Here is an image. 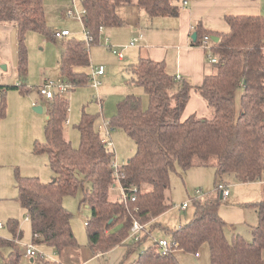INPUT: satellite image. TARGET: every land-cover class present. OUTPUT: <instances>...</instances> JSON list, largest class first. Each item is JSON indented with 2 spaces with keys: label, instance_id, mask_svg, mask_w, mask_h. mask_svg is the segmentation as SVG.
Instances as JSON below:
<instances>
[{
  "label": "trees",
  "instance_id": "trees-1",
  "mask_svg": "<svg viewBox=\"0 0 264 264\" xmlns=\"http://www.w3.org/2000/svg\"><path fill=\"white\" fill-rule=\"evenodd\" d=\"M182 0H84L83 26L87 39L68 38L60 60L63 79L72 88L88 83L89 74L81 68L90 66V47L101 36V27L120 26L125 20L118 8L136 5L150 17L177 15ZM230 29L219 34L208 33L196 26L194 45L203 35L218 37L211 51L218 61L214 74H207L196 90L207 101L210 116L195 114L182 119L183 111L194 87L190 80L179 79L167 72L165 63L141 57L132 65L131 84L145 89L149 106L143 109L142 97L129 93L118 104L110 125L122 127L136 142L137 150L123 165L121 184L136 200L119 202L110 198L116 178L112 172L115 152L94 127V118L84 113L79 124L80 147L76 148L65 135L69 100L56 93L49 100V117L44 126L46 140L34 142L35 153H46L53 170V180L43 183L37 177L20 178L19 198L27 209L36 243L52 246L59 256L66 249L78 253L79 243L71 225V213L63 205L66 195L84 188L82 203L91 208L86 222L92 254L105 253L114 247L128 246L126 255L139 251L134 264H181L175 251L198 253L208 243L212 264H264V197L255 203L259 223L253 228V241L240 234L226 236L227 223L219 214L222 195L192 198L193 216L172 231L167 250L159 242L144 246L148 226H154L172 204L167 190L170 174L176 164L183 169L214 166L217 177L234 173L239 181H264V16L227 15ZM15 27L17 31L19 70L28 72L27 33L52 32L47 24L44 0H0V29ZM55 32V31H54ZM53 32V37L54 36ZM0 85V118L5 116L4 89ZM244 89L240 111H237L238 89ZM7 88V87H6ZM137 187L136 192L130 188ZM135 221L145 225L139 240H128ZM15 238L18 222L10 221ZM130 241V242H129ZM0 264H19L16 240L0 236ZM44 261V260H43ZM43 264H63L45 261Z\"/></svg>",
  "mask_w": 264,
  "mask_h": 264
},
{
  "label": "rangeland",
  "instance_id": "rangeland-1",
  "mask_svg": "<svg viewBox=\"0 0 264 264\" xmlns=\"http://www.w3.org/2000/svg\"><path fill=\"white\" fill-rule=\"evenodd\" d=\"M44 3L47 24L52 34L48 37L44 33L32 30L27 33L25 45L28 72L26 74L20 73L19 70L16 28L0 29V85H6L4 89L5 116L0 118V223L4 225L0 228V236L17 241L20 252L19 264H43L45 261L61 259L52 246L36 243L33 240L32 223L27 209L19 198V181L20 178L28 177H37L43 183L53 180L54 173L48 155L34 152V142L44 143L46 140L44 126L48 119L50 100L40 94L39 87L48 81H54L52 89L58 93L60 82L67 81L63 79L60 71V60L64 52L63 43L71 37L87 39L79 17L67 15V10L70 8L74 9L78 15L82 13L83 5L80 0H77L75 5L70 0H44ZM146 20L150 22L149 16H146ZM153 20L156 22L158 19ZM63 29L70 31L68 38L53 37L54 31ZM107 40H110L108 44ZM139 41L137 40L138 43ZM127 43L123 35L112 39L108 36V31H104L99 40L90 47V66L81 68L89 74L90 80L86 84L71 87L63 93L69 100L68 122L65 124V130L72 145L76 148L80 147L81 135L78 126L84 113H88L94 118V127L101 137L112 142L113 147L110 148L115 152L114 159L116 158L120 166L128 162L136 153V142L122 127H114L110 124L103 126V120L110 123L117 114L119 102L129 93L142 97L143 109L149 106V96L145 93V89L140 85L131 84L134 76L128 58L130 49L124 48ZM110 44L116 50L123 49L124 60L120 61L113 49L109 47ZM99 65L104 66L106 75L103 78L99 77V84L95 86L93 72L94 67ZM243 92L242 87L237 91L238 112ZM35 106H42L43 112H37L34 109ZM170 180L167 197L172 206L156 218L157 223L154 226H148L145 232L150 231V233L146 237L144 246L162 239L169 240L172 231L193 216L192 198L218 196L219 182L225 183L230 191V195L222 199L219 207V214L227 223L226 236L231 239L234 234H240L247 242L253 241V228L259 223V213L255 203L264 197L263 182L239 181L234 173L217 177L214 166H194L183 169L178 164L171 171ZM119 197H121L120 190L112 188L110 198L121 202ZM83 198L84 188L82 187L74 194L63 198V205L71 213V225L79 248L83 250L81 257L92 253L86 228V222L91 218L92 211L87 204L82 203ZM184 202L189 204L186 210L180 208ZM10 221L18 222V229L23 233L20 239L14 237ZM31 243H34L37 251L44 255V258L26 255V246ZM122 247L118 245L109 251L121 257L124 250ZM11 250V247L6 246L0 251L2 255L7 256ZM138 254L139 251L135 250L125 256L121 264H134ZM175 254L181 264H212L208 243L201 245L197 255L183 249H177ZM78 256V253L66 249L62 258L69 262L71 259L75 261ZM107 257L101 256L96 260L103 261ZM81 259L72 264L79 261L83 263L84 260Z\"/></svg>",
  "mask_w": 264,
  "mask_h": 264
},
{
  "label": "crops",
  "instance_id": "crops-1",
  "mask_svg": "<svg viewBox=\"0 0 264 264\" xmlns=\"http://www.w3.org/2000/svg\"><path fill=\"white\" fill-rule=\"evenodd\" d=\"M180 4L177 15H158L154 17H150L145 10L136 5L121 6L118 8V13L125 20V23L120 26L106 27L101 34L108 31V36L112 39L123 35L125 40L128 41L127 44L132 39L139 37V43L136 42V45L127 47L130 49L128 58L131 65L136 64L141 57H149L155 61L164 62L167 72L171 75L179 79L190 80L193 83L195 88L191 90L190 99L182 114L184 120L193 114L205 117L211 113L207 101L196 90V87L203 83L207 74H214L216 68L215 63L210 59V55H213L211 49L201 44H193L192 35L197 30L196 26L201 24L211 34L228 32L230 27L225 19L227 15L264 16V0H182ZM146 16H149L150 22L146 20ZM153 19L158 20L155 22ZM107 41L108 44L110 40ZM109 47H111V44ZM105 75L104 72L100 78ZM47 115L49 117V114ZM109 124L108 121L103 120V126L106 127ZM65 135L68 138L66 130ZM260 182L264 183V181ZM20 231L18 229V233ZM120 246H123L124 249L121 257H118V254L113 251L98 254L90 252V254L81 257L83 250L80 249L78 250L79 256L75 261L71 259V261L66 262L62 256L59 257L63 264H72L77 262L79 258H82L81 260H84V262L79 261L76 264H86L88 262H91V264H121L128 246L124 244ZM105 255L108 256L105 260H96Z\"/></svg>",
  "mask_w": 264,
  "mask_h": 264
},
{
  "label": "built area",
  "instance_id": "built-area-1",
  "mask_svg": "<svg viewBox=\"0 0 264 264\" xmlns=\"http://www.w3.org/2000/svg\"><path fill=\"white\" fill-rule=\"evenodd\" d=\"M81 2H83L84 0H80ZM70 2L75 5L77 0H70ZM85 13V9L83 8V11L80 15H78L76 13V11L72 8L68 9L67 10V15L70 16V17H79V19L81 20L82 22V25H83V15ZM84 27V26H83ZM104 27H101V32L103 31ZM71 33L69 30L67 29H63V30H56L54 32V36L56 38H64V37H67L69 36ZM142 37V36H141ZM140 37V38H141ZM139 38H134L131 40V42L127 45L124 46V48H127V47H130V46H133V45H136V42ZM93 42V37H87V43L90 45L91 43ZM212 44H213V39L210 35H204L202 38H201V45L205 46L206 48H209L211 49L212 47ZM112 48V46H111ZM113 51L118 55V57L120 59H123L124 58V53H123V49L122 50H116L114 48H112ZM210 59L213 63H216L218 61L217 57L214 56V55H210ZM105 72V68L103 65H99V66H96L94 67V72H93V79H94V85L96 86L97 84H99V81H98V78L103 75ZM54 85V81H48L46 82L43 86L39 87V92L40 94L44 95L47 99H52L54 98L55 96V92L53 91L52 89V86ZM72 87V84L68 81H61L60 84L58 85V93H65V91H67L69 88ZM105 140V139H104ZM105 142L113 147L112 145V142L110 141H107L105 140ZM121 164H118V161L116 160V158L114 159L113 161V165H112V172H113V175L115 176L116 178V183L115 185L113 186V189L117 188L120 190L121 192V197H119L120 201L121 202H127L129 199L131 201H134L136 200V195L133 194L132 196L129 195L127 189L121 184L120 182V178L122 177V170H123V165L120 166ZM130 190L132 192H136L137 191V187H133V188H130ZM218 190L221 192V195L223 198H227L229 195H230V191H229V188L228 186L223 183V182H219L218 184ZM189 207V204L187 202H184L180 205V208H182L183 210H186L188 209ZM4 225L2 223H0V228H3ZM144 229H145V225L141 224L140 222L138 221H135L132 228H131V231H130V234H129V237L128 239H131V240H139L140 239V236L141 234L144 232ZM33 238H38V235L35 234L33 236ZM33 239V240H34ZM159 245L161 246V248L163 250H167L170 242L168 239H162V240H159ZM26 255L27 256H31V257H36V256H40L42 258H44V255L40 254L34 243H31L29 245L26 246Z\"/></svg>",
  "mask_w": 264,
  "mask_h": 264
},
{
  "label": "water",
  "instance_id": "water-1",
  "mask_svg": "<svg viewBox=\"0 0 264 264\" xmlns=\"http://www.w3.org/2000/svg\"><path fill=\"white\" fill-rule=\"evenodd\" d=\"M192 38H193L194 40L197 38V33H196V32L193 33ZM212 39H213V41H215V42L219 40V38H218V37H215V36H214ZM3 67L6 68L5 65H3ZM34 109H35L37 112H43V107H42V106H35Z\"/></svg>",
  "mask_w": 264,
  "mask_h": 264
}]
</instances>
